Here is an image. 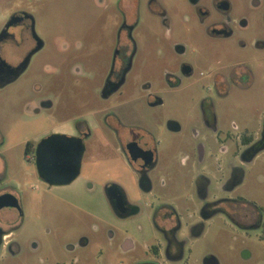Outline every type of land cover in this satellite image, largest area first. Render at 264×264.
Returning <instances> with one entry per match:
<instances>
[{
    "label": "flooded vegetation",
    "instance_id": "flooded-vegetation-1",
    "mask_svg": "<svg viewBox=\"0 0 264 264\" xmlns=\"http://www.w3.org/2000/svg\"><path fill=\"white\" fill-rule=\"evenodd\" d=\"M35 1L32 9L21 0L0 6V58L5 62L0 63V89L21 77L44 46L33 31ZM114 1L115 37L107 62L97 68L95 85L82 97L83 112L25 145V158L53 194L46 205L45 200H33L34 222L39 225L40 212L48 207L53 222L44 226V239L25 234L21 196L12 189L0 190V264H264V121L255 128L234 120L224 125L208 95L198 102L195 121L185 124L167 114L160 93L183 91L184 81L197 73L188 60L161 64L163 86L147 80L141 87L145 104L154 110L148 123L121 116L115 96L132 93L126 85L138 51L140 14L157 15L170 31V6L163 0ZM186 1L208 39H233L249 25L245 16H231V0L209 5ZM250 2L261 7L264 0ZM254 45L263 48L264 40L257 37ZM78 47L65 44L68 61L78 57ZM172 49L175 57L186 53L179 42ZM29 54L24 69H12ZM144 69L155 71L150 59H145ZM219 69L212 71L208 87L219 98L230 87L248 88L254 78L243 62L228 73ZM76 70L86 74L80 67ZM38 105L51 107L52 101L42 98ZM110 145L114 157L100 149ZM47 146L52 161H57L56 149L64 148L61 160L66 169L78 162L77 176L67 183L44 180L40 169ZM98 202L106 204V212L98 211Z\"/></svg>",
    "mask_w": 264,
    "mask_h": 264
},
{
    "label": "rangeland",
    "instance_id": "rangeland-1",
    "mask_svg": "<svg viewBox=\"0 0 264 264\" xmlns=\"http://www.w3.org/2000/svg\"><path fill=\"white\" fill-rule=\"evenodd\" d=\"M177 1L178 4L174 0H163L170 6V31L157 15L141 12L136 32L138 51L126 85L132 93L125 98L115 96V102L121 103L119 113L129 120L148 123L154 110L145 104L141 87L147 80L153 86H163L161 64L188 60L197 73L184 81L183 91L160 93L165 98L167 114H173L185 124L195 121L199 118L198 102L208 95L215 103L222 124L228 126V122L234 120L241 126L257 127L264 121V47L257 48L254 44L257 37L264 40V2L261 7H254L250 0H231V16L243 15L249 25L238 30V36L233 39L211 40L203 36L204 25L194 16L187 1ZM4 2L15 4V0H0V6ZM204 2L209 5L212 0ZM32 4L33 0H21L25 8L32 9ZM115 9L114 0H36L35 31L44 46L34 54L21 77L0 89V190L12 189L21 196L26 212L24 233L30 236L44 239L43 228L53 222L54 215L49 207L44 208L39 225L34 222L33 200H45L46 203H42L46 205L53 194L25 158L26 142H36L61 129L68 118L83 112L82 97L88 87L95 85L97 68L107 62L108 48L115 37ZM240 40L244 41V46H240ZM174 42L186 46L184 55L175 57ZM68 43L81 46L75 49L78 57L72 61L64 55ZM81 50L85 55H78ZM145 59H150L155 68L151 74L144 69ZM241 62L254 74L250 86L230 87L227 95L219 98L213 88H208L213 82L212 71L221 68L219 71L228 73ZM79 67L86 74L76 70ZM42 98L50 99L52 106L40 107L38 100ZM100 149L109 157L115 156L111 145ZM96 207L99 212H106V204L98 202Z\"/></svg>",
    "mask_w": 264,
    "mask_h": 264
},
{
    "label": "water",
    "instance_id": "water-1",
    "mask_svg": "<svg viewBox=\"0 0 264 264\" xmlns=\"http://www.w3.org/2000/svg\"><path fill=\"white\" fill-rule=\"evenodd\" d=\"M33 31L35 33L34 27ZM36 35V34H35ZM38 48V47H37ZM30 54L25 58V60L15 68H12L13 70H22L26 67L28 61H29ZM0 63H4V61L1 60L0 58ZM9 66V65H8ZM50 137V136H49ZM49 137L43 139L41 141V144L43 143L44 140L50 139ZM63 140L59 141V144H63ZM44 154L46 155L45 157V163L44 166L40 169V176L51 183H67L70 180H72L75 176H77L78 171H79V164L78 162L74 163L71 165L69 169H66V163L65 161L61 160V155L64 153V148L59 147L56 149L55 152V159L57 161H52V157L54 156L52 154L51 149L47 146L45 149H43ZM73 159H75L73 155ZM60 160V162H58ZM60 169V171H57L56 169ZM55 169V170H54ZM66 169V170H65Z\"/></svg>",
    "mask_w": 264,
    "mask_h": 264
}]
</instances>
